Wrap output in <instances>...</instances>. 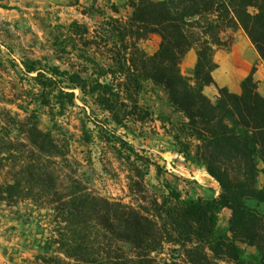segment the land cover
Returning <instances> with one entry per match:
<instances>
[{"label":"trees","instance_id":"16d2710c","mask_svg":"<svg viewBox=\"0 0 264 264\" xmlns=\"http://www.w3.org/2000/svg\"><path fill=\"white\" fill-rule=\"evenodd\" d=\"M124 4L130 15L108 17L98 31L91 33L77 21L64 27L66 39L76 38L85 47L101 40L107 49L106 64L91 53L85 55L95 68L90 78L25 56L18 62L8 59L26 84L22 101L12 100L25 118L6 112L5 125L20 130L33 156L37 154L28 172L33 183L43 176L41 158L66 156L67 132L57 120L78 107V101L86 114L89 99L104 116L92 123L97 136L126 168L128 180L140 194L150 168L157 181L151 185L149 200L136 198L129 185L130 202L123 203L95 196L82 182L72 180L73 191L64 197L60 213L63 227L48 237L40 235L37 248L44 254L36 259L41 264H154L152 254L170 244L177 249L166 264H264V213L250 206L257 202L264 207V185L257 187L264 176V96L254 79L255 67L240 82V94L219 87L213 76L218 68L216 51H228L233 43V37L225 39L227 33L243 31L264 62V0H126ZM151 35H157L159 43L149 54L140 43ZM190 51L196 61L189 77L181 72V64ZM12 55L8 51L7 56ZM210 86L217 90L214 101L204 93ZM42 117L53 122L60 141L40 129ZM147 119L167 128L176 154L201 166L217 183L215 197L184 199L176 182L165 177L164 167L117 135L129 124ZM1 130L0 150L15 142L27 147ZM82 132L90 141L85 122ZM225 210L230 217L222 229ZM244 247L253 248L255 254L247 257Z\"/></svg>","mask_w":264,"mask_h":264},{"label":"rangeland","instance_id":"374dc122","mask_svg":"<svg viewBox=\"0 0 264 264\" xmlns=\"http://www.w3.org/2000/svg\"><path fill=\"white\" fill-rule=\"evenodd\" d=\"M76 1L79 0H0V127L9 137L27 145L24 147L15 142L10 149L0 150V259L9 264L19 259L22 260L17 264L24 263L23 259L28 261L26 264H41L36 256L44 252L37 248V239L43 233L48 237L58 230V226L63 227L60 224V213L64 197L73 191L72 180L82 182L95 196L123 203L130 202L129 185L134 187L133 182L128 180L126 168L115 158L111 147L97 136L92 123L100 122L104 116L91 99L89 107L95 110L94 114L89 107L84 114L83 105L78 101V107L70 109L57 120L67 132L65 139L69 148L65 158H41L43 176L39 183H33L28 173L31 159L37 154L33 156L20 130L5 125L6 112L20 119L25 118V114L17 109L12 100L15 99L16 103L22 101L21 89L26 88V84L20 82L8 59L18 62L20 56H25L62 70L82 72L85 78H90V74L95 72V68L86 62L85 55L91 53L99 62L107 63V49L101 40H97L95 46L85 47L76 38L66 39L64 27L77 21L87 25L91 33L98 31L99 25L108 17L128 16L129 9L124 4L126 0H99L101 6L98 9L88 8L90 0H80L82 4L78 7L75 6ZM234 34L227 33L225 39L233 37L234 40ZM158 43L159 37L151 35L140 46L152 54ZM241 48L244 60L251 61L252 52L245 47ZM6 49L13 55L8 57ZM193 68L194 61L186 56L181 64V72L190 77ZM85 70L86 73L83 72ZM84 122L89 129L90 141L83 138ZM39 127L51 133L57 142L60 141L61 136L53 128L50 119L42 117ZM117 135L132 144L141 155L164 167L168 172L165 177L176 182L184 199H210L217 195V183L201 171V166L176 154L171 132L167 128L163 129L159 122L147 119L143 124H129L128 130H119ZM151 185H157L154 168H150L145 176L142 194L134 187L136 198H150L153 193ZM263 185L264 176H260L257 187L260 189ZM145 206L149 207L148 204ZM250 206L264 213L263 205L250 202ZM229 217V211L225 210L220 222L222 229L228 227ZM121 247L127 253L130 251L128 245ZM244 248L247 257L255 254L253 248ZM176 249L170 244H164L160 252L152 254L154 264H166Z\"/></svg>","mask_w":264,"mask_h":264},{"label":"crops","instance_id":"0c3cea01","mask_svg":"<svg viewBox=\"0 0 264 264\" xmlns=\"http://www.w3.org/2000/svg\"><path fill=\"white\" fill-rule=\"evenodd\" d=\"M100 2L101 1L99 0H90L88 8L98 9V6H101ZM79 4H82L80 0L76 1L75 6L78 7ZM84 5L86 6V4ZM130 13L131 10L129 9L128 16L130 15ZM241 47H245L252 52L253 58L251 61H246L241 56ZM186 56L192 58L195 64L196 59L193 51H190ZM214 60L217 63L218 68L214 72L213 76L215 82L219 87L225 88L228 92L232 94H240V82L250 73L251 69L255 67L256 71L254 73V79L258 82L259 91L261 90L260 93L264 96V62L259 59L257 53L253 49L251 43L249 42L248 38L245 36L243 31H236L230 49L228 51L217 50L214 56ZM204 93L211 100H214L217 97V90L213 86L205 87ZM201 171L206 176H208L207 172L204 169H201ZM20 260L22 259H19L18 261ZM23 260L24 263L22 262L21 264L28 263V261H25L26 259ZM18 261L14 260L13 262H11V264H17L16 262ZM3 262L6 261L4 259H0V264H4ZM5 264L9 263L6 262Z\"/></svg>","mask_w":264,"mask_h":264}]
</instances>
